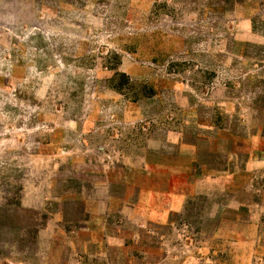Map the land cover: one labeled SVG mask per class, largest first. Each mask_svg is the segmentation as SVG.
<instances>
[{"label": "rangeland", "instance_id": "374dc122", "mask_svg": "<svg viewBox=\"0 0 264 264\" xmlns=\"http://www.w3.org/2000/svg\"><path fill=\"white\" fill-rule=\"evenodd\" d=\"M0 264H264V0H0Z\"/></svg>", "mask_w": 264, "mask_h": 264}, {"label": "crops", "instance_id": "0c3cea01", "mask_svg": "<svg viewBox=\"0 0 264 264\" xmlns=\"http://www.w3.org/2000/svg\"><path fill=\"white\" fill-rule=\"evenodd\" d=\"M185 166H186V168H189L187 165H185ZM189 166H190V164H189ZM172 174H173V173H172ZM184 175H185V173H184ZM177 176H178V175H177ZM184 177H185V176H184ZM143 192H144V191H143ZM167 194L169 195V192H168ZM143 195H144V198H145V200H146L147 198H146L145 196H146L147 194L145 195V192H144Z\"/></svg>", "mask_w": 264, "mask_h": 264}]
</instances>
